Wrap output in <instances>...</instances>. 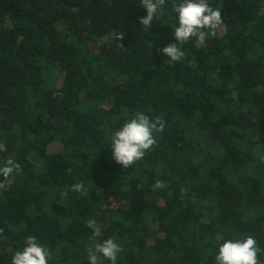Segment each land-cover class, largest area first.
I'll return each mask as SVG.
<instances>
[{
  "label": "trees",
  "instance_id": "obj_1",
  "mask_svg": "<svg viewBox=\"0 0 264 264\" xmlns=\"http://www.w3.org/2000/svg\"><path fill=\"white\" fill-rule=\"evenodd\" d=\"M177 2L146 29L141 0H0V167L22 169L0 189V264L30 235L49 264H90L108 238L116 264H215L247 235L264 249V0H209L223 25L170 64ZM136 112L166 126L125 169L110 138Z\"/></svg>",
  "mask_w": 264,
  "mask_h": 264
},
{
  "label": "clouds",
  "instance_id": "obj_2",
  "mask_svg": "<svg viewBox=\"0 0 264 264\" xmlns=\"http://www.w3.org/2000/svg\"><path fill=\"white\" fill-rule=\"evenodd\" d=\"M169 0H141L146 8L147 15L140 18V24L149 29L154 19H159V13L168 4ZM173 11L177 14V25L174 26V38L176 43H170L161 51L169 59L170 64L179 63L185 58L183 45L195 38V45L202 46L209 35H215L216 30L223 25L221 9L213 8L209 0H179L172 4ZM124 33L116 36L122 41ZM107 41L108 37L102 38ZM123 47L122 44H120ZM166 121L162 116L150 118L142 112H136L127 120L121 128L114 131L110 138L112 155L116 163L125 169L130 168L142 160L146 153L157 146V134L164 131ZM7 151L5 144L0 143V152ZM264 162V156L261 158ZM22 171L19 163L13 159H7L4 166L0 167V189H5L15 181V176ZM167 185L164 181L156 180L152 190H162ZM72 190L82 195H87L83 182L74 184ZM87 226L94 230V236L98 231L94 219L87 222ZM0 238L7 239L0 229ZM123 251L122 246L114 238H108L102 243H96L94 248L88 249V261L90 264H104L110 261L116 264L118 254ZM264 252L252 235L243 239H228L220 244L218 253L215 255V264H261L259 254ZM51 258L50 249L41 244L35 236H28L25 239V246L22 250L15 251L11 264H49Z\"/></svg>",
  "mask_w": 264,
  "mask_h": 264
}]
</instances>
